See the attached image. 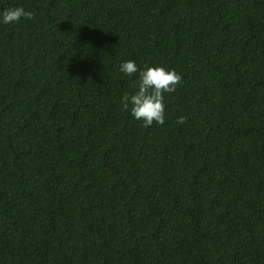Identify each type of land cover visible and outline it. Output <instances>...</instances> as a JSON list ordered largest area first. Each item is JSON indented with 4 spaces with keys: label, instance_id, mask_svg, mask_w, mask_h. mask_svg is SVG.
I'll list each match as a JSON object with an SVG mask.
<instances>
[{
    "label": "trees",
    "instance_id": "1",
    "mask_svg": "<svg viewBox=\"0 0 264 264\" xmlns=\"http://www.w3.org/2000/svg\"><path fill=\"white\" fill-rule=\"evenodd\" d=\"M0 264H264V0H0ZM181 79L165 121L122 108Z\"/></svg>",
    "mask_w": 264,
    "mask_h": 264
},
{
    "label": "clouds",
    "instance_id": "2",
    "mask_svg": "<svg viewBox=\"0 0 264 264\" xmlns=\"http://www.w3.org/2000/svg\"><path fill=\"white\" fill-rule=\"evenodd\" d=\"M34 13L23 7L4 8L0 11V25H13L21 20H33ZM119 72L125 76L137 75L135 89L124 93L120 98L123 109L143 127L153 123L163 124L165 121V95L176 90L180 75L175 69L163 65H145L138 67L134 60H123L119 64Z\"/></svg>",
    "mask_w": 264,
    "mask_h": 264
}]
</instances>
